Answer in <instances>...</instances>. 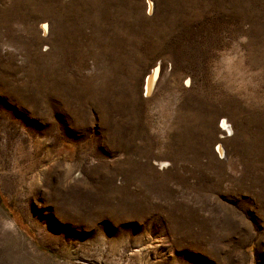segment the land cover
I'll return each instance as SVG.
<instances>
[{"label":"rangeland","instance_id":"rangeland-1","mask_svg":"<svg viewBox=\"0 0 264 264\" xmlns=\"http://www.w3.org/2000/svg\"><path fill=\"white\" fill-rule=\"evenodd\" d=\"M0 264H264V0H0Z\"/></svg>","mask_w":264,"mask_h":264},{"label":"bare ground","instance_id":"bare-ground-1","mask_svg":"<svg viewBox=\"0 0 264 264\" xmlns=\"http://www.w3.org/2000/svg\"><path fill=\"white\" fill-rule=\"evenodd\" d=\"M151 6V5H150ZM149 6V8H150ZM160 70H159V66H153L146 74L145 76V80L143 83V91L145 93H148L149 95L152 93L153 89L155 88L157 79L160 76ZM147 95V94H146ZM222 138V137H221ZM219 143L218 139H215V144ZM218 149H220V147H218ZM221 151V150H218Z\"/></svg>","mask_w":264,"mask_h":264}]
</instances>
